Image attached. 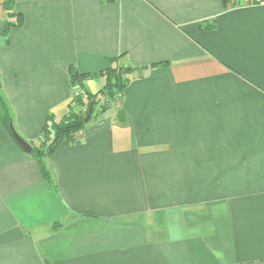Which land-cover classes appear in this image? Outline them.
Listing matches in <instances>:
<instances>
[{
    "label": "crops",
    "instance_id": "crops-1",
    "mask_svg": "<svg viewBox=\"0 0 264 264\" xmlns=\"http://www.w3.org/2000/svg\"><path fill=\"white\" fill-rule=\"evenodd\" d=\"M113 57L137 68L47 160L56 193L0 125V264H264V0H0L30 144L68 113L70 66Z\"/></svg>",
    "mask_w": 264,
    "mask_h": 264
},
{
    "label": "trees",
    "instance_id": "trees-1",
    "mask_svg": "<svg viewBox=\"0 0 264 264\" xmlns=\"http://www.w3.org/2000/svg\"><path fill=\"white\" fill-rule=\"evenodd\" d=\"M221 1L224 6H227L232 0ZM11 15L16 16L15 23L7 22L3 31L4 34L8 33L11 26L21 25L23 23L21 14L12 13ZM7 43H9L8 39ZM136 68L132 66H120L117 57L109 58L107 67L97 73H84L74 66H70V87L72 90L79 89L81 93L80 95L73 94L72 103L65 116L59 119H56L51 114L47 116L37 138L42 137L44 141H40L37 146L31 144V155L37 159L43 178L53 192H57V187L53 182L52 174L47 166V160L57 151L62 143L73 144L79 141V134L84 131L88 124L85 122V118L90 109H92L93 116L106 111L108 104L116 100L119 94H123V90L128 83L127 75L135 71ZM95 77H105L106 82L98 92L93 93L87 88L86 82ZM103 100H107L108 104L103 103ZM75 107H81V109L75 111ZM11 122H13L11 110L0 89V125L11 133Z\"/></svg>",
    "mask_w": 264,
    "mask_h": 264
},
{
    "label": "water",
    "instance_id": "water-1",
    "mask_svg": "<svg viewBox=\"0 0 264 264\" xmlns=\"http://www.w3.org/2000/svg\"><path fill=\"white\" fill-rule=\"evenodd\" d=\"M0 89H1V82H0ZM92 109H90L89 113L87 114L85 118V122L88 123L91 120L92 117ZM10 132L13 138L17 141V143L23 148V150L27 153L32 152V145L27 142L25 139H23L16 131L13 122L10 123Z\"/></svg>",
    "mask_w": 264,
    "mask_h": 264
},
{
    "label": "rangeland",
    "instance_id": "rangeland-1",
    "mask_svg": "<svg viewBox=\"0 0 264 264\" xmlns=\"http://www.w3.org/2000/svg\"><path fill=\"white\" fill-rule=\"evenodd\" d=\"M77 91H80L79 89H75V90H72V94H74V92H77ZM81 109V107H75V111ZM92 116H93V113H92ZM94 117V116H93ZM92 118V117H91ZM41 142L44 141V138L40 137L38 140H37V143L39 144ZM36 145V144H35Z\"/></svg>",
    "mask_w": 264,
    "mask_h": 264
},
{
    "label": "built area",
    "instance_id": "built-area-1",
    "mask_svg": "<svg viewBox=\"0 0 264 264\" xmlns=\"http://www.w3.org/2000/svg\"><path fill=\"white\" fill-rule=\"evenodd\" d=\"M80 91H77V92H74V95H80ZM121 95L119 94V97H120ZM103 103H107L108 104V102H107V100H103L102 101Z\"/></svg>",
    "mask_w": 264,
    "mask_h": 264
}]
</instances>
